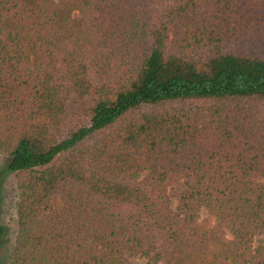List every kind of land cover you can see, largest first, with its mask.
Segmentation results:
<instances>
[{"label":"trees","instance_id":"16d2710c","mask_svg":"<svg viewBox=\"0 0 264 264\" xmlns=\"http://www.w3.org/2000/svg\"><path fill=\"white\" fill-rule=\"evenodd\" d=\"M0 155V264H264V0H0Z\"/></svg>","mask_w":264,"mask_h":264},{"label":"rangeland","instance_id":"374dc122","mask_svg":"<svg viewBox=\"0 0 264 264\" xmlns=\"http://www.w3.org/2000/svg\"><path fill=\"white\" fill-rule=\"evenodd\" d=\"M255 0H247L248 3H253ZM77 12L73 13L76 16ZM7 159L0 155V224L5 228V237L2 245L0 246V259L6 261L14 238L16 229L14 204L16 200V190L14 175L12 172L6 170ZM203 214H205L203 212ZM264 244V229L259 230L255 235L252 242L253 246ZM130 264H146L143 257L129 258Z\"/></svg>","mask_w":264,"mask_h":264}]
</instances>
